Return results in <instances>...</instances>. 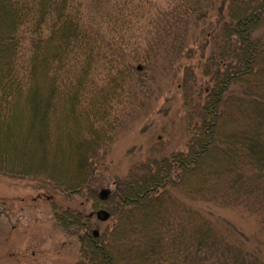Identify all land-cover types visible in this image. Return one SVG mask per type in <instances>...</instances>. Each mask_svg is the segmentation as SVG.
<instances>
[{"label":"trees","instance_id":"16d2710c","mask_svg":"<svg viewBox=\"0 0 264 264\" xmlns=\"http://www.w3.org/2000/svg\"><path fill=\"white\" fill-rule=\"evenodd\" d=\"M138 65L179 86L186 149L148 155L99 194L114 226L98 237L72 202L55 211L83 232L77 264H264V0H0V175L73 199L92 187L123 105L146 85ZM21 118L33 126L22 150L38 139L49 152L71 128L87 146L71 152L72 174L9 154Z\"/></svg>","mask_w":264,"mask_h":264},{"label":"rangeland","instance_id":"374dc122","mask_svg":"<svg viewBox=\"0 0 264 264\" xmlns=\"http://www.w3.org/2000/svg\"><path fill=\"white\" fill-rule=\"evenodd\" d=\"M140 66L138 70L144 71L146 85L143 90L136 91L131 102L123 105L124 121L113 144L103 152L105 161L98 167L100 174L92 183L96 192L86 185L80 194L72 193L73 199L44 180L0 175V264H77L80 261L83 232L71 233L66 230L58 223L55 211L66 210L72 202L75 206L71 210L78 209L75 211L90 214L93 230L99 229L100 233L109 231L114 226L112 218L100 223L94 215L99 209L109 210V206L98 196L100 190L108 189L112 194L115 181L126 176L133 164L154 152L169 154L186 149L179 86L170 87L166 79L153 76ZM71 118L75 122L69 120L68 125L72 126L81 124L83 120ZM9 126L10 132L16 136V141L12 142L15 147L13 150L10 146L8 148L9 154L15 155L16 159L32 162L24 150L33 151L37 158L34 164L44 171L58 170L60 174H72L74 163L70 165L68 161L71 152L87 147L79 144L71 128L63 126L62 137L55 139L50 136L52 145L53 142L57 143L51 151L45 153L41 150L43 144L47 148L48 143L43 140L39 142L38 139L28 142L29 146L22 150L20 143L27 145L23 133L31 134L33 126L23 119H17ZM8 129L3 128L5 132ZM222 215L249 234L257 229L253 219L239 212L225 210Z\"/></svg>","mask_w":264,"mask_h":264},{"label":"water","instance_id":"95a60500","mask_svg":"<svg viewBox=\"0 0 264 264\" xmlns=\"http://www.w3.org/2000/svg\"><path fill=\"white\" fill-rule=\"evenodd\" d=\"M138 69H141V66L139 65L138 66ZM110 191L108 189H101L100 190V196L101 198H106L108 195H109ZM96 215V218L99 220V221H107L109 218H110V213L108 210L106 209H99L96 211L95 213ZM93 235L95 237H98L99 236V230L98 229H94L93 230Z\"/></svg>","mask_w":264,"mask_h":264}]
</instances>
